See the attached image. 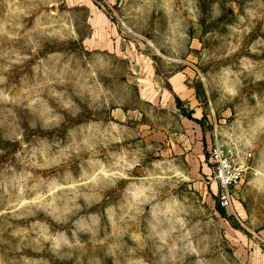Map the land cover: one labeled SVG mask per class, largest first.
<instances>
[{
	"label": "rangeland",
	"instance_id": "1",
	"mask_svg": "<svg viewBox=\"0 0 264 264\" xmlns=\"http://www.w3.org/2000/svg\"><path fill=\"white\" fill-rule=\"evenodd\" d=\"M0 264H264V0H0Z\"/></svg>",
	"mask_w": 264,
	"mask_h": 264
},
{
	"label": "built area",
	"instance_id": "2",
	"mask_svg": "<svg viewBox=\"0 0 264 264\" xmlns=\"http://www.w3.org/2000/svg\"><path fill=\"white\" fill-rule=\"evenodd\" d=\"M251 158L252 155L250 154ZM210 163L218 185L221 188L220 205L230 208L233 204L231 191L245 177L248 167L236 158V155L221 145H216L210 151Z\"/></svg>",
	"mask_w": 264,
	"mask_h": 264
}]
</instances>
